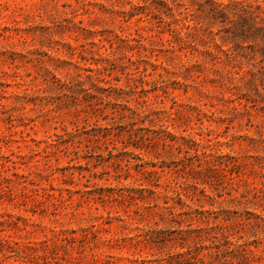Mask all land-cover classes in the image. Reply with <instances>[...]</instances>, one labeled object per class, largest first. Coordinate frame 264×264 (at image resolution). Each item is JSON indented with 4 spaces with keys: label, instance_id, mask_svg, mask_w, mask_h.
Masks as SVG:
<instances>
[{
    "label": "rangeland",
    "instance_id": "1",
    "mask_svg": "<svg viewBox=\"0 0 264 264\" xmlns=\"http://www.w3.org/2000/svg\"><path fill=\"white\" fill-rule=\"evenodd\" d=\"M171 196L264 264V0H0V264H192Z\"/></svg>",
    "mask_w": 264,
    "mask_h": 264
},
{
    "label": "trees",
    "instance_id": "2",
    "mask_svg": "<svg viewBox=\"0 0 264 264\" xmlns=\"http://www.w3.org/2000/svg\"><path fill=\"white\" fill-rule=\"evenodd\" d=\"M166 133L171 136V139H174V134H172V132L167 130ZM196 172L199 173L200 171ZM125 197L131 200H135L136 198L142 200L143 198L142 196H134L129 194L125 195ZM171 199L173 200L171 205L169 204L166 206V208H169V212H162L160 214V217L161 221H163L164 223L174 222L178 226V238L180 239L178 246H180V249L172 253L178 259V262H190L192 264H197L199 262V264H207L204 256H197V254L201 252V250H205L206 254H208L211 252L212 248H215L216 251H219L221 250L222 245H226L225 248L230 245L232 249L236 253H238L241 256V259H243V261L245 262H251L254 260L253 251L248 246L249 242H239L238 239L232 241L229 239V228H227L229 227L228 224H209L207 220H203V211L205 210L201 208L199 209L197 206L194 208L191 207L189 210H178L177 212H175L176 210L174 211V196H171ZM135 213L137 216L136 218L141 221V219L143 218V213H141L140 211H135ZM185 221L189 222L187 224V228H182L181 225ZM193 223L195 224L194 226H192ZM154 224H156L157 226V221H155ZM156 226L148 227L144 234L137 233L134 237L129 238H134L135 243L144 242V240H147L146 237L151 238L154 234L164 231ZM172 254L170 253L171 256ZM130 261L137 262L138 264H146L145 259L133 258L130 259Z\"/></svg>",
    "mask_w": 264,
    "mask_h": 264
}]
</instances>
